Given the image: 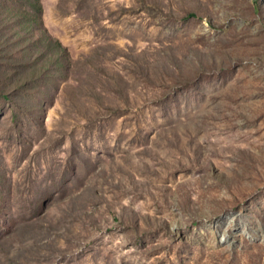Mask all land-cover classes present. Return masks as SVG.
I'll return each mask as SVG.
<instances>
[{
	"label": "rangeland",
	"instance_id": "1",
	"mask_svg": "<svg viewBox=\"0 0 264 264\" xmlns=\"http://www.w3.org/2000/svg\"><path fill=\"white\" fill-rule=\"evenodd\" d=\"M39 1L56 44L0 53V264H264V0Z\"/></svg>",
	"mask_w": 264,
	"mask_h": 264
},
{
	"label": "trees",
	"instance_id": "2",
	"mask_svg": "<svg viewBox=\"0 0 264 264\" xmlns=\"http://www.w3.org/2000/svg\"><path fill=\"white\" fill-rule=\"evenodd\" d=\"M0 0V53L8 55L14 52L10 49L12 43L22 38L28 40L29 51L42 46L55 45L56 43L49 40L44 32L41 21V3L39 0ZM188 17L194 16L192 13ZM14 19V20H13ZM12 21V23H11ZM9 26L13 29L11 33H7L5 29ZM12 26V27H11ZM8 30V29H7ZM49 60L52 59L48 53Z\"/></svg>",
	"mask_w": 264,
	"mask_h": 264
}]
</instances>
